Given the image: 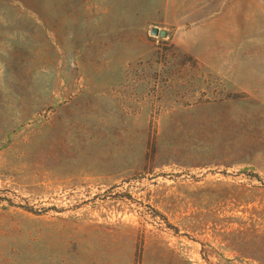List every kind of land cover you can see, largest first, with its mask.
<instances>
[{
  "label": "rangeland",
  "instance_id": "obj_1",
  "mask_svg": "<svg viewBox=\"0 0 264 264\" xmlns=\"http://www.w3.org/2000/svg\"><path fill=\"white\" fill-rule=\"evenodd\" d=\"M0 264H264V0H0Z\"/></svg>",
  "mask_w": 264,
  "mask_h": 264
},
{
  "label": "water",
  "instance_id": "obj_2",
  "mask_svg": "<svg viewBox=\"0 0 264 264\" xmlns=\"http://www.w3.org/2000/svg\"><path fill=\"white\" fill-rule=\"evenodd\" d=\"M151 34L153 35H160L162 37L166 36V31L163 30V29H159L158 27L156 26H153L150 30Z\"/></svg>",
  "mask_w": 264,
  "mask_h": 264
}]
</instances>
